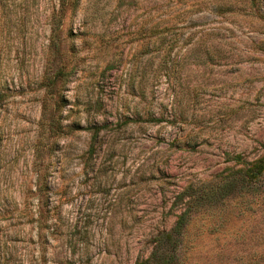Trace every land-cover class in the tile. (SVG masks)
<instances>
[{"label": "rangeland", "instance_id": "rangeland-1", "mask_svg": "<svg viewBox=\"0 0 264 264\" xmlns=\"http://www.w3.org/2000/svg\"><path fill=\"white\" fill-rule=\"evenodd\" d=\"M0 264H264V0H0Z\"/></svg>", "mask_w": 264, "mask_h": 264}, {"label": "trees", "instance_id": "trees-1", "mask_svg": "<svg viewBox=\"0 0 264 264\" xmlns=\"http://www.w3.org/2000/svg\"><path fill=\"white\" fill-rule=\"evenodd\" d=\"M257 161H258L259 163H261V162H260V161H261V159H260V160L258 159ZM248 170H249V169H246V171H247V172H248Z\"/></svg>", "mask_w": 264, "mask_h": 264}]
</instances>
